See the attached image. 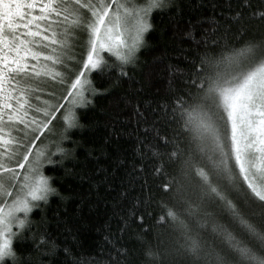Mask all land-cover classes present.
I'll return each mask as SVG.
<instances>
[{
	"label": "trees",
	"instance_id": "1",
	"mask_svg": "<svg viewBox=\"0 0 264 264\" xmlns=\"http://www.w3.org/2000/svg\"><path fill=\"white\" fill-rule=\"evenodd\" d=\"M110 1L61 0L45 29L61 31L58 58L39 43L18 78L26 119L53 114L57 131L42 170L48 192L0 264H264L258 152L248 139L251 184L219 103L227 83L264 64V0H164L132 53L103 51L86 68ZM83 75L75 104L66 96ZM13 139L19 162L29 140Z\"/></svg>",
	"mask_w": 264,
	"mask_h": 264
},
{
	"label": "rangeland",
	"instance_id": "2",
	"mask_svg": "<svg viewBox=\"0 0 264 264\" xmlns=\"http://www.w3.org/2000/svg\"><path fill=\"white\" fill-rule=\"evenodd\" d=\"M60 1L0 0V201L4 203L0 202V261L8 256L11 242L25 226L34 203L42 200L49 189L42 170L52 154L45 150L56 134L57 126L52 122L53 114L42 112L36 123L35 118L26 119L28 109L18 78L25 76L29 67H35L36 58L41 57L36 48L39 43L52 42L51 59L54 62L58 58L61 31L52 22L48 38L45 29ZM143 1L145 4L140 6ZM163 1L111 0L98 10L85 67H96L103 51L118 56L132 53L149 28L150 12ZM35 73L41 79L43 66L40 61ZM85 81L83 75L66 96L70 98L75 92L72 100L75 104L81 102L80 94L83 93L79 89ZM41 92L39 89L40 96ZM219 94V103L228 118L233 154L242 172L254 184L246 143L251 140L254 144L258 152L255 162L264 177V64L246 72L235 82L233 79ZM40 96L39 102L42 101ZM70 113L71 109H67L65 119L70 118ZM14 122L16 124L12 125ZM14 134L29 140L25 153H20L19 162L17 158L14 161L10 153ZM12 162L18 163L12 167Z\"/></svg>",
	"mask_w": 264,
	"mask_h": 264
}]
</instances>
